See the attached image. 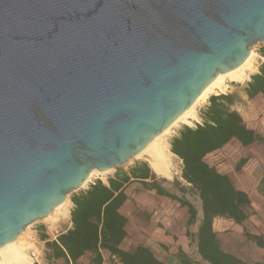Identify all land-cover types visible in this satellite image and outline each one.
I'll use <instances>...</instances> for the list:
<instances>
[{
    "label": "water",
    "instance_id": "obj_1",
    "mask_svg": "<svg viewBox=\"0 0 264 264\" xmlns=\"http://www.w3.org/2000/svg\"><path fill=\"white\" fill-rule=\"evenodd\" d=\"M264 43V0H0V248L128 163Z\"/></svg>",
    "mask_w": 264,
    "mask_h": 264
},
{
    "label": "trees",
    "instance_id": "obj_2",
    "mask_svg": "<svg viewBox=\"0 0 264 264\" xmlns=\"http://www.w3.org/2000/svg\"><path fill=\"white\" fill-rule=\"evenodd\" d=\"M261 54L264 58V49ZM244 93L250 101L258 97L264 98V61L260 64L258 73L250 77ZM237 103L234 94L211 96L201 115L202 123L194 128L184 126L171 140L170 152L180 160L181 179L186 184L183 186L178 182L172 183L179 194L168 191L155 182H143L151 172L146 163H141L140 169L132 170L130 177H123L121 182L107 179L108 186H105L97 180L84 193L72 196V228L59 234L53 241L41 238L46 250L45 259L51 264H57L58 261L60 264H76L84 254L93 253V263L99 264L102 261L99 250H104L115 257L119 264H163L142 246L128 252L119 249L126 237L127 224V219L119 213L127 200L123 185L132 178L142 181L144 189L154 191L156 195L186 209L187 225L195 228L191 236L199 261H193L178 250L176 257L181 264H246L221 249L220 241L212 230V222L215 218H224L242 225L251 214L250 200L244 192L235 188L226 175L219 174L205 160L207 155L222 149L232 140L244 148L255 144L264 145V136L248 129L240 114L232 109ZM247 161V158L241 159L235 167L236 171ZM151 177L156 179L152 172ZM161 181L165 182L164 179ZM189 193L195 196L196 205L186 197ZM245 236L257 247L264 248V236L248 233Z\"/></svg>",
    "mask_w": 264,
    "mask_h": 264
},
{
    "label": "crops",
    "instance_id": "obj_3",
    "mask_svg": "<svg viewBox=\"0 0 264 264\" xmlns=\"http://www.w3.org/2000/svg\"><path fill=\"white\" fill-rule=\"evenodd\" d=\"M236 106L237 104L232 109L237 108ZM236 111L238 112V110ZM242 120L248 129L258 133L255 129L249 128L248 122L243 118ZM236 145L242 150L247 151L257 146V144H255L244 148L237 141L232 140L222 149L211 153L210 156L206 158L223 155L225 158V160H223L224 162L214 168L219 174L226 175L236 189L247 195L251 204V214L242 225H237L228 219L215 218L212 222V230L220 241L221 249L225 253L234 255L246 264H264V248L257 247L254 243L248 241L245 236L246 233L264 236V182H262L264 166L260 170L254 171L251 168V162L256 160L246 155L229 163V160L233 156V146L235 147ZM246 158L248 159L246 164L239 171H236L235 167L238 162ZM140 168L141 163L134 164L129 168L117 167L114 169L113 174L107 179L121 182L123 177H130V172L132 170ZM151 172L149 173L148 179H145L143 182H155L168 190L166 186L159 181L158 176H156V179H152ZM107 179L100 181L105 186H108ZM141 182L140 180L130 178V180L123 185V192L127 200L120 208L119 213L127 219V224L125 226L126 237L119 245V249L128 252L138 246H142L148 249L154 258L163 264H181L176 257V253L180 250L193 261L198 262V254L192 243L191 236L194 232L191 230L193 226L187 225L188 215L186 209L180 207L176 202L163 196L156 195L154 191L144 189ZM89 186L78 194L84 193ZM72 208L73 204L71 202L70 209L72 210ZM63 223L65 225L64 230L57 233L51 240L46 238L48 232L45 226H37L33 232L40 240L44 237L46 241H53L59 234L72 228L70 213L69 218ZM41 242L44 244L43 241ZM99 255L102 260L99 264H119L116 258L111 257L107 251L99 250ZM94 259L95 255L93 253H86L77 260L76 264H97L93 263L92 260ZM46 262L51 264V262L47 260ZM56 263L60 264L61 262L58 261Z\"/></svg>",
    "mask_w": 264,
    "mask_h": 264
},
{
    "label": "rangeland",
    "instance_id": "obj_4",
    "mask_svg": "<svg viewBox=\"0 0 264 264\" xmlns=\"http://www.w3.org/2000/svg\"><path fill=\"white\" fill-rule=\"evenodd\" d=\"M263 49H264V43H256L250 48V52H252L253 56H252V59L248 67L246 68V70H244V75H245L244 77L246 80L240 83L231 82L229 80H226L225 84L228 87V89L224 91V94L222 95L234 94L238 100V103L236 106L237 108H234V109L238 110V113L241 115V117L246 122H248L249 128L255 129L258 133L264 136V98L258 97L257 99L250 101L247 99L244 93L245 86L250 81V77L258 73L259 66L264 61V58L262 57V54H261V50ZM211 96H217V95H211ZM211 96H209L205 101H202L196 105V107L194 108L193 114H192L193 119H190L192 125L188 127L194 128L195 125L202 123L201 115L206 110L208 106V100ZM184 126L186 125L178 123L176 126H174L170 130V132L160 142L162 146H164L166 149L168 148L167 150L169 152H170L171 140L175 136H177L179 131ZM232 154L233 156L229 160V163H232L234 162V160L240 158L243 155H246V156H249V158H255L256 161L251 162V165H252L251 168L254 171L260 170L264 166V145L262 144L251 148L250 151L242 150L240 147H238V145H236L235 147L233 146ZM171 158L172 159L174 158L173 161L175 162L174 164L177 166L178 174L172 177L170 180L164 179L165 182L161 181V179L163 178L161 177H158V178H159V181L162 184H164L169 191L175 194H179L178 190L174 188L172 183L178 182L182 184L183 186H186L184 181L181 179L182 165H181L180 160L177 157H175L173 154L171 155ZM205 160L210 166L216 167L220 163L224 162L223 160H225V158L223 157V155H216V156L208 157ZM137 163H144V162L140 159L133 158L128 163L120 166V168H129ZM114 169H111V171L106 174H98V173L94 174L92 178L90 179V182H88L86 186H84V188H80L79 190L72 191L67 194L66 206H64L61 210V211L65 210V212L68 213L67 218L63 217L60 214L61 212L58 211V212H55L54 216H52L51 218H44L42 220H38L30 224L24 229V234L20 236V239L18 240V245L25 248V254L32 263L35 262L33 264H48L44 257L46 254L44 244L41 242L39 237L33 232L35 230V227L45 226L48 232V235L46 238L51 240L54 236L57 235V233H60L65 228V225L63 222L69 218V213L71 211L70 198L82 192L83 190H85V188L89 186L91 183L97 180H106L111 174H113ZM186 197L193 204L196 205V198L192 193L187 194ZM169 203L173 204L172 202H169ZM198 208H199L198 211H200V207ZM191 230L194 231V226H193V229L191 227ZM32 252L35 254V258L31 257Z\"/></svg>",
    "mask_w": 264,
    "mask_h": 264
},
{
    "label": "bare ground",
    "instance_id": "obj_5",
    "mask_svg": "<svg viewBox=\"0 0 264 264\" xmlns=\"http://www.w3.org/2000/svg\"><path fill=\"white\" fill-rule=\"evenodd\" d=\"M252 52L249 53L247 59L237 68L231 70L227 73L218 74L216 78L201 92V94L196 98V100L192 103V105L182 113L174 122H172L160 135H158L154 140H152L143 151L138 153L135 156V159H140L144 163H146L150 170L158 177H161L166 180H170L172 177L178 174L177 166L174 164L175 162L171 158V153L161 145L162 139L170 132V130L176 126L178 123L184 124L186 126H191L192 123L190 119L192 118V114L196 105L202 101H205L211 95H219L224 94V91L228 89L225 84L226 80L231 82L240 83L245 79L244 70L248 67L251 59ZM111 170L98 172L97 170H93L89 173L87 179L84 181V184L81 188H84L92 176L96 173L98 174H106ZM67 201L65 200L63 203L58 205L53 211L46 217L51 218L54 216L55 212L60 211L63 217H68V213L61 211L64 206H66ZM20 234L18 238L5 246L0 248V264H33L25 254V248L18 245V240L20 239Z\"/></svg>",
    "mask_w": 264,
    "mask_h": 264
},
{
    "label": "built area",
    "instance_id": "obj_6",
    "mask_svg": "<svg viewBox=\"0 0 264 264\" xmlns=\"http://www.w3.org/2000/svg\"><path fill=\"white\" fill-rule=\"evenodd\" d=\"M207 156H210V154L207 155ZM207 156H206V157H207ZM31 257H32V258H35V254H34L33 252L31 253ZM33 263H35V262H33Z\"/></svg>",
    "mask_w": 264,
    "mask_h": 264
}]
</instances>
